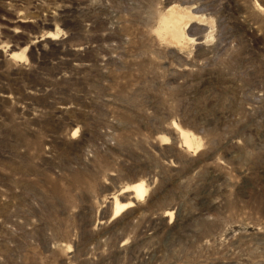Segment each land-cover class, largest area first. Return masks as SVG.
<instances>
[{
    "label": "rangeland",
    "instance_id": "1",
    "mask_svg": "<svg viewBox=\"0 0 264 264\" xmlns=\"http://www.w3.org/2000/svg\"><path fill=\"white\" fill-rule=\"evenodd\" d=\"M0 264H264V0H0Z\"/></svg>",
    "mask_w": 264,
    "mask_h": 264
},
{
    "label": "bare ground",
    "instance_id": "2",
    "mask_svg": "<svg viewBox=\"0 0 264 264\" xmlns=\"http://www.w3.org/2000/svg\"><path fill=\"white\" fill-rule=\"evenodd\" d=\"M169 22V21H168ZM179 35V34H178ZM122 192H129L131 199L123 202L118 196H114L113 211L111 219L121 215L127 209L133 207L136 201L143 199L147 193V185L144 181H138L131 185H127ZM172 217V215H171Z\"/></svg>",
    "mask_w": 264,
    "mask_h": 264
}]
</instances>
